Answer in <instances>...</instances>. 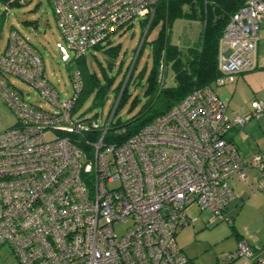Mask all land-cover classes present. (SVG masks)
Masks as SVG:
<instances>
[{"label":"built area","instance_id":"1","mask_svg":"<svg viewBox=\"0 0 264 264\" xmlns=\"http://www.w3.org/2000/svg\"><path fill=\"white\" fill-rule=\"evenodd\" d=\"M28 1L9 0L5 10ZM47 1L66 61L67 50L86 54L136 19L149 24L159 0ZM262 19L264 0H244L229 17L218 41L215 85L254 66ZM70 80L62 98L46 80L38 52L18 31L9 32L0 52V98L15 122L0 131V243L19 264H194L176 242L196 220L188 206L209 211L207 223H214L236 197L231 176L247 180L250 168L264 192V157L243 159L227 138L234 127L264 117V99H252L248 114H229L212 87L195 88L117 143L106 134L119 95L105 118L88 116L76 108L83 88L78 68ZM19 84L51 109L28 101ZM126 222L118 234L114 225ZM239 257L264 264L243 237L226 259Z\"/></svg>","mask_w":264,"mask_h":264},{"label":"rangeland","instance_id":"2","mask_svg":"<svg viewBox=\"0 0 264 264\" xmlns=\"http://www.w3.org/2000/svg\"><path fill=\"white\" fill-rule=\"evenodd\" d=\"M8 1L0 0V14H2L0 45L4 43L9 32L16 29L41 56L46 80L57 88L62 98L68 97L71 91V74L77 66L73 60L74 54L70 50L66 51L68 60L62 59L59 45H64V40L55 25L51 5L47 0H29L22 4L11 3L5 10ZM147 28V26L143 27L136 19L132 25L124 27L112 37L110 45L119 44L120 49L111 70L107 67L104 52L92 48L86 53L85 58L91 69L97 70L98 66L99 68L102 66L108 75L114 77V80L108 90L104 104L97 108H91L90 99H87L80 106V111L83 114L91 116L97 113L98 118L103 119L112 112L116 87L120 82H123L122 86L126 82L130 67L137 57L136 67L127 88L130 95L121 107L115 110L114 119L124 121L136 113L138 106L130 110V103L136 95L141 99L143 97L145 80L152 67L150 41L155 38L158 26L148 34ZM201 29L202 23L197 19L178 18L174 20L171 27V43L180 49H185L198 39ZM144 39L146 40L141 46ZM258 39L259 54L264 57V19L260 21ZM257 45L256 50L258 51ZM120 62H122V66L119 68ZM128 64L129 69L126 73ZM140 71L143 72L141 78L138 79L140 84L135 86L134 79ZM173 83V73L168 66L165 69V84L171 85ZM18 86L27 92L25 96L27 100L41 102V105L48 109L49 106L47 107L42 101H38L34 89L29 88L26 84H19ZM14 122V114L0 98V131L10 127ZM256 122L258 121L253 118L250 123L255 125ZM244 132L250 135L248 140L250 149L256 146L257 136L264 135L257 125L252 130L246 128ZM246 174L251 177L256 175V171L250 169L246 171ZM229 185L234 189L236 197L227 204L223 214L216 218L214 223H207V219L210 217L209 211H201L196 203H192L186 209L192 217H196V220L192 224L182 227L176 234V242L183 252L193 260L194 264H244V262L259 264L255 260H245L242 257L231 262L226 259L228 254L236 250L237 235L235 232L243 235L252 245L255 254L254 259L256 257L264 259V193L257 190L254 184L233 183L232 180H229ZM128 225L129 222L116 223L114 230L121 234ZM0 264H19L7 243H0Z\"/></svg>","mask_w":264,"mask_h":264},{"label":"trees","instance_id":"3","mask_svg":"<svg viewBox=\"0 0 264 264\" xmlns=\"http://www.w3.org/2000/svg\"><path fill=\"white\" fill-rule=\"evenodd\" d=\"M243 3L244 0H159L155 14L147 28L148 34L158 26L155 38L150 41L152 67L145 80L143 97L142 99L137 95L133 97L129 109L132 110L138 106L136 113L124 121L114 120L106 134L107 138L120 143L137 133L153 119L167 112L193 89L204 86L212 87L219 74L217 68L219 38L229 17ZM178 18L197 19L202 23L198 39L185 49H180L171 43L170 39L172 24ZM142 25L145 27L147 20ZM95 48L105 53L107 67L111 70L119 53V44L110 45L108 41L105 45H98ZM85 55L73 57L76 68L80 70L83 78V88L76 108H80L87 99H90L91 108H97L104 104L114 77L108 75L102 66L100 68L98 66L97 70L91 69ZM136 58L129 72V64L127 65L126 82L123 86V82H120L116 87L115 98L119 95L116 110L130 95L127 88L136 67ZM121 66L122 62L119 68ZM168 66L174 79L171 85L165 84V69ZM142 73L140 71L135 77V86L140 84L138 79L141 78ZM121 129L123 130L120 131ZM235 233L239 240L242 236L238 232Z\"/></svg>","mask_w":264,"mask_h":264},{"label":"crops","instance_id":"4","mask_svg":"<svg viewBox=\"0 0 264 264\" xmlns=\"http://www.w3.org/2000/svg\"><path fill=\"white\" fill-rule=\"evenodd\" d=\"M0 20H1V16H0ZM6 43H7V38L4 41V43L0 45V52L3 51V49L6 46ZM258 47H259V39H258L257 49ZM254 61H255L254 66L248 70L236 74L235 80L232 83L225 85H215V84L212 85L213 91L225 101L227 105V112L229 114H248L252 110L250 105L252 99L254 98L264 99V57L260 56L259 49L258 51L256 50L255 52ZM252 120L253 118L250 119L248 122H246L245 125H243L242 127L236 126L227 133V138L235 144V146L239 151L240 156L243 159H248V157H250V155H252L253 153L264 155V135L262 136L260 135L259 137L257 136L255 141L256 146H254L253 149H250L249 148L250 143H248L250 135L244 132L246 128L248 130L249 129L252 130L257 125L260 131L262 132V134H264V117L256 119L258 122H256L255 125L250 123ZM250 169L255 170L256 175L251 177L247 175V180H242L239 176L232 175L230 180H232L233 183L243 182L247 185L254 184L256 187L258 172L254 168H250ZM232 190L234 192L233 188ZM239 235L243 237V235L241 234ZM236 241H237V236H236ZM244 264L247 263L244 262Z\"/></svg>","mask_w":264,"mask_h":264}]
</instances>
